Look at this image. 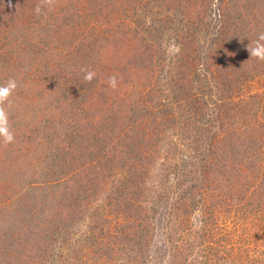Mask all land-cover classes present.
<instances>
[{
	"label": "rangeland",
	"instance_id": "1",
	"mask_svg": "<svg viewBox=\"0 0 264 264\" xmlns=\"http://www.w3.org/2000/svg\"><path fill=\"white\" fill-rule=\"evenodd\" d=\"M262 33L264 0H0V264H264Z\"/></svg>",
	"mask_w": 264,
	"mask_h": 264
},
{
	"label": "clouds",
	"instance_id": "2",
	"mask_svg": "<svg viewBox=\"0 0 264 264\" xmlns=\"http://www.w3.org/2000/svg\"><path fill=\"white\" fill-rule=\"evenodd\" d=\"M42 2L44 6H51L54 4V0H42ZM35 11L37 14H40L41 6H37ZM262 41H264V33L259 35L258 39L254 42V46H247L248 51L250 53V57H255L259 60H264V43H261ZM94 75L95 74L93 72L88 71L84 76V79L87 82H91ZM108 83L112 88H115L116 77H109ZM16 87L17 83L14 79H9L6 84L0 85V140H2V142L5 144H9L14 141V135L10 130L9 117L5 105L6 102H8V99L13 93V91L16 89Z\"/></svg>",
	"mask_w": 264,
	"mask_h": 264
},
{
	"label": "trees",
	"instance_id": "3",
	"mask_svg": "<svg viewBox=\"0 0 264 264\" xmlns=\"http://www.w3.org/2000/svg\"><path fill=\"white\" fill-rule=\"evenodd\" d=\"M259 203V202H258ZM260 204H263L262 202L260 203ZM169 215H170V213H169ZM183 216V215H182ZM185 216V215H184ZM183 216V217H184ZM237 216V215H236ZM183 229V228H182ZM188 231V230H187ZM183 232H184V235H183V240L184 241H186L187 242V248H189L190 246H192V243H191V241H190V239H188L189 238V236L187 235V233H186V231L183 229ZM201 234H202V232H201ZM203 234H204V232H203ZM202 239V240H201ZM200 239V241L199 242H201V243H204V242H202L203 240H205V238H201ZM223 253V252H222Z\"/></svg>",
	"mask_w": 264,
	"mask_h": 264
}]
</instances>
